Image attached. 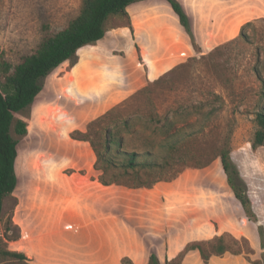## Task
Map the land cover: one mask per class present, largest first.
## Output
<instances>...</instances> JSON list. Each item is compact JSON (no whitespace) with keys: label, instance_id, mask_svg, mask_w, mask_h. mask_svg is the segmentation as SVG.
I'll list each match as a JSON object with an SVG mask.
<instances>
[{"label":"rangeland","instance_id":"374dc122","mask_svg":"<svg viewBox=\"0 0 264 264\" xmlns=\"http://www.w3.org/2000/svg\"><path fill=\"white\" fill-rule=\"evenodd\" d=\"M181 1L196 42L195 47L191 44L194 52L181 56L171 69L106 110L108 114L91 124L87 136L97 149L101 148L103 126L115 119L130 118L137 133L133 140L129 136L124 148L140 151L141 137L153 127L150 120L145 123L148 118H176L177 126H181L176 136L180 144L176 154L183 155L186 166L180 167L182 171L174 179L158 181L150 188H155L154 192L163 198L181 199L185 211L194 208V214L187 213L185 219L194 218L197 239L186 245L198 242L210 254L204 261L198 250H188L180 264H264V248H260L259 241L252 247L248 238L237 231L238 227L249 231L260 224L264 242V146H251L254 112L262 103L258 75L264 79V0H238L247 14L232 35L229 32L236 18L228 4L236 0ZM80 3L81 0H0L3 59L11 64L19 62L45 35L62 29L76 15ZM127 21L123 16H111L106 27ZM246 22H250L245 27L248 42L237 37ZM203 38L209 44L200 50L197 40ZM77 54L82 57V48ZM70 67L66 61L52 73ZM42 89L29 109L17 115L25 121L27 132L18 143L16 186L4 198L0 214V251L20 252L25 259L0 253V264H120L125 256L132 261L127 255L113 259L112 253L95 246L90 232L96 221L102 219L124 227L127 220L119 215L126 209L122 200L153 194H143L145 187H135L134 176L118 175L121 168L105 173L106 177L116 174L120 183L106 187L98 184V193L87 181H98L101 174L94 162L80 168L89 163L86 159L81 161L84 157L89 159V154L93 153L95 161L94 151L88 141L92 153L88 147L83 150L70 134L78 128L86 131L90 121L106 111L88 119L73 78L60 86L43 82ZM213 93L222 100L218 101L222 107L217 115L204 118L194 113V106L205 103ZM229 129L230 156L245 182L257 223L245 217L226 183L219 158L212 157ZM200 164L205 166L194 167ZM184 171L190 172V180L186 187H181ZM85 174L86 179L81 176ZM145 177L140 172V178ZM220 236L227 250L212 254Z\"/></svg>","mask_w":264,"mask_h":264},{"label":"trees","instance_id":"16d2710c","mask_svg":"<svg viewBox=\"0 0 264 264\" xmlns=\"http://www.w3.org/2000/svg\"><path fill=\"white\" fill-rule=\"evenodd\" d=\"M139 0H81L78 12L66 25L53 34L45 35L37 47L29 54L23 56L15 64H11L2 57L0 49V214L2 203L9 196L17 182L15 173V160L18 153L19 140L26 135V123L17 115L33 104L36 96L43 88L44 79L61 63L67 61L70 66L77 62V50L84 45L94 44L102 39L106 31V22L111 16H123L128 18L126 7ZM172 11L176 14L178 22L188 35L191 44L195 47L196 42L192 32L188 14L185 12L179 0H165ZM250 22L241 25L237 35L244 42H248L249 36L245 27ZM261 82L259 92L262 103L254 112L255 129L251 139V146L256 148L264 146V79L258 75ZM220 96L213 93L205 103L194 106V113L204 118L217 115L221 110L218 101ZM207 106L204 108V106ZM108 114L98 116L86 127V131L74 130L70 137L76 140L88 141L96 156L93 166L101 174L98 181L103 185L120 183L116 174L106 177L109 169L121 168L118 175L124 177L134 176L135 187L150 188L158 181L172 180L186 166L183 155L176 154L180 144L176 140L181 126H177L174 117H163L161 119L148 118L153 124L148 135H143L142 149H125L128 138L133 140L137 129L130 118L123 120H112L106 123L102 130L101 148H96L94 141L88 135L91 124L100 121ZM149 122V123H150ZM159 122V124H157ZM148 129V126H143ZM230 133L221 140L214 149V158H219L221 169L225 175L226 183L232 191L233 197L240 205L245 217L257 223L255 212L247 194L246 185L241 178L237 167L230 156ZM126 137V138H125ZM129 139V140H130ZM131 141V140H130ZM205 164L195 165L202 167ZM179 167V168H178ZM140 172L146 177L140 178ZM260 248H264L263 228L256 224ZM198 250L201 258L205 261L207 254L201 244L186 245L170 262L165 264H180L184 254L188 250ZM227 248L223 243L222 236L217 238V244L213 246L212 254H222ZM3 256L25 259L24 254L11 250H1ZM239 253V252H238ZM257 264L255 261L251 262ZM120 264H133L128 257H122ZM146 264H161L155 253H150Z\"/></svg>","mask_w":264,"mask_h":264},{"label":"crops","instance_id":"0c3cea01","mask_svg":"<svg viewBox=\"0 0 264 264\" xmlns=\"http://www.w3.org/2000/svg\"><path fill=\"white\" fill-rule=\"evenodd\" d=\"M179 2L184 8L182 1ZM228 5L236 18L229 32L232 35L237 31L233 33L232 30L236 25L239 26L247 11L238 0ZM126 11V24L106 27L102 39L81 47L83 55L80 57L77 54V62L70 69L56 74L51 72L44 79V84L60 86L73 78L75 86H78L77 96L88 119L117 105L146 83L171 69L181 56L194 52L188 35L165 0L135 1L126 7ZM190 12H194L193 8ZM197 41L200 50L206 49L209 44L204 38ZM78 129L83 131V128ZM73 141L80 144L83 150L89 146L86 141ZM85 159L89 163L82 165L81 169L94 162L93 153L89 154L90 160L84 157L81 161ZM87 171L89 174V168ZM81 176L86 179L87 174ZM189 180L190 172L184 171L181 187H186ZM87 181L94 185L98 193L101 189L96 185L107 186L96 179L88 178ZM176 186L180 188L178 184ZM154 189L144 188L142 192L153 194L151 196L121 198V204L126 206L122 212L119 210L120 218L125 216L127 220L124 227L121 224L115 226L103 219L97 220L90 232L95 238V246L112 253L115 260L119 255H127L135 264H146L152 252L160 263L170 261L186 244L196 240L194 218L192 221L185 219L187 213L194 214V208L185 211L181 199L163 198ZM237 231L248 238L252 247L258 245L256 226L249 231L238 227Z\"/></svg>","mask_w":264,"mask_h":264}]
</instances>
